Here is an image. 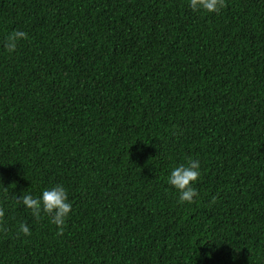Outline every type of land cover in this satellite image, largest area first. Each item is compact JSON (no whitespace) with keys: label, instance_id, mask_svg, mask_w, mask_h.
<instances>
[{"label":"trees","instance_id":"1","mask_svg":"<svg viewBox=\"0 0 264 264\" xmlns=\"http://www.w3.org/2000/svg\"><path fill=\"white\" fill-rule=\"evenodd\" d=\"M225 4L0 0V264H264V0ZM57 184L60 236L14 199Z\"/></svg>","mask_w":264,"mask_h":264},{"label":"clouds","instance_id":"2","mask_svg":"<svg viewBox=\"0 0 264 264\" xmlns=\"http://www.w3.org/2000/svg\"><path fill=\"white\" fill-rule=\"evenodd\" d=\"M189 7L193 11L203 10L208 13H218L226 7L225 0H189ZM28 39L27 33L21 30L12 31L4 43V47L9 53L16 50L17 44L21 40ZM200 162L196 159L188 158L186 164L175 167L168 176L167 183L175 188L179 193L180 203H193L194 197L198 195L196 188L192 185L200 177ZM7 191V188H5ZM18 204H22L30 210L32 216L39 220L41 214L48 216L50 222L58 229L57 235H63L66 218L72 210V204L68 202L65 188L59 184L51 189H45L39 198H35L25 193L19 199L14 197ZM217 197L213 196L210 203H215ZM4 211L0 208V225L3 223ZM19 233L30 236L31 232L25 223L19 225Z\"/></svg>","mask_w":264,"mask_h":264}]
</instances>
